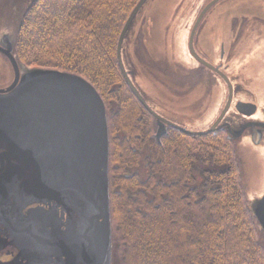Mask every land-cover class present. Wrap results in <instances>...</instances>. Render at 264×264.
I'll return each mask as SVG.
<instances>
[{"label":"trees","instance_id":"trees-1","mask_svg":"<svg viewBox=\"0 0 264 264\" xmlns=\"http://www.w3.org/2000/svg\"><path fill=\"white\" fill-rule=\"evenodd\" d=\"M137 1L32 0L16 34L19 60L78 73L106 102L113 264L120 252L119 264H264L233 141L170 128L158 142L122 74L119 39Z\"/></svg>","mask_w":264,"mask_h":264},{"label":"water","instance_id":"water-1","mask_svg":"<svg viewBox=\"0 0 264 264\" xmlns=\"http://www.w3.org/2000/svg\"><path fill=\"white\" fill-rule=\"evenodd\" d=\"M219 1L203 9L189 40L192 56L228 82L227 102L208 130L214 133L223 128L234 88L219 67L200 56L195 39L201 20ZM150 4L140 0L122 30V74L156 118L158 142L169 125L203 135L205 131L183 127L153 109L127 66L130 34ZM0 51L15 74L11 84L0 87V264H113L110 128L103 96L78 73L27 66L16 56L14 41ZM250 105L239 103L238 109L244 112ZM248 204L263 233L264 195L249 196Z\"/></svg>","mask_w":264,"mask_h":264},{"label":"flooded vegetation","instance_id":"flooded-vegetation-1","mask_svg":"<svg viewBox=\"0 0 264 264\" xmlns=\"http://www.w3.org/2000/svg\"><path fill=\"white\" fill-rule=\"evenodd\" d=\"M163 1L151 0L150 6ZM31 2L32 0H0V47L6 46L12 41L16 42V34L24 8ZM242 2L259 3V5H252L249 7L252 9L248 10L234 9L228 10L224 14L208 15L217 3L212 6L199 24L195 46L200 56L219 67L233 84L234 94L231 107L223 120V128L215 134L219 132L226 134L239 151L240 158L241 151L249 150L252 152L254 150L257 152L256 166L262 178L260 182H257L259 186L257 194L262 196L264 195V0ZM207 5L197 10L191 31ZM149 9L139 16L128 40L126 62L132 73V78L139 90L147 96L148 103L158 113L183 127L196 130L195 127H192L194 123L201 126L200 130L205 131V133L209 132L208 130L212 125L202 128L204 125L201 117L190 110V106L198 104L200 99L195 101L184 99L185 95H178L173 85H167V78L164 77V82L157 71H152L154 64L160 68L162 64L168 65L170 73L176 66L171 54L159 46V53L146 49L151 37L157 35L159 38L163 37V32L159 29L161 24L157 25L156 20L150 16L151 9ZM165 19L166 16L161 23L164 24ZM150 25L154 30L150 29ZM168 32L170 33L171 30ZM0 56L8 60L1 51ZM191 58L202 68V76L198 78V81L207 84L211 82L212 85L221 87L223 85L227 91L226 98H228L229 90L226 79L214 68L197 61L192 54ZM1 65L2 63H0ZM169 69L166 70L168 73ZM167 76L170 77V75ZM1 80L3 79L1 78ZM2 86L6 85L2 84ZM239 103H251L252 105L244 108L243 112L238 109ZM157 128L156 122V132ZM170 128H174V126L169 125L168 132ZM239 132L241 135L236 139L235 137ZM259 169L262 170L259 171ZM249 196L250 194H248ZM260 234L264 241V232Z\"/></svg>","mask_w":264,"mask_h":264},{"label":"rangeland","instance_id":"rangeland-1","mask_svg":"<svg viewBox=\"0 0 264 264\" xmlns=\"http://www.w3.org/2000/svg\"><path fill=\"white\" fill-rule=\"evenodd\" d=\"M210 1L212 0H164L162 3L154 4L152 7L150 6V16L156 20L158 26L161 24L159 29L163 32V37L159 38V35L151 37L150 42L146 46V49L152 52L157 51V53H159V46L174 58L176 63L174 65L176 67H173L171 73L169 66L165 64H162L161 68L157 64H154L152 71H157L163 80L164 77L165 79L167 78V85H173L178 95H185L184 99H189L190 101L200 99L198 104L190 106V110L201 117L200 119L204 125L202 128H207L215 122L227 102V91L223 85L221 87L215 84L212 85L211 82L207 84L198 81V78L202 76V68L191 58L188 47L191 28L197 10L207 5ZM242 1L247 0H222L216 4L208 15L224 14L228 10L234 9L248 10L252 9L249 8L252 5H259V3H243ZM165 16L166 22L163 24L161 22ZM150 29L154 30L152 25H150ZM169 30H171L170 33L168 32ZM177 32L178 34L176 35ZM165 42L167 43L165 44ZM0 63H2L0 66V86L6 87L13 82L15 74L10 61L0 56ZM167 69H169L170 74L166 71ZM167 75H170V77ZM2 84L6 86H2ZM154 125H156V122H154ZM197 126V124L195 125L193 123L192 127L200 130L201 126ZM256 157L258 155L254 150L252 152L249 150L241 151V160L243 162L242 173L244 174L245 185L248 191L247 194H250V197L259 196L257 194L259 189L257 182H260L262 179L257 171ZM261 241L264 242L262 237ZM120 260L122 262L121 252L119 257L115 259V263L119 264L118 261Z\"/></svg>","mask_w":264,"mask_h":264}]
</instances>
